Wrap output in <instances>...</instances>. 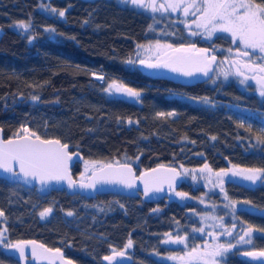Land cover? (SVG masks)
Listing matches in <instances>:
<instances>
[{
    "label": "trees",
    "instance_id": "16d2710c",
    "mask_svg": "<svg viewBox=\"0 0 264 264\" xmlns=\"http://www.w3.org/2000/svg\"><path fill=\"white\" fill-rule=\"evenodd\" d=\"M45 1L65 10V16L42 11L39 6ZM19 21H31V29H20ZM47 27L56 32H46ZM150 40L172 46H215L219 60L232 48L222 35L209 41L189 39L179 24L120 0H0L4 136L18 135L27 127L36 135L69 143L84 161L102 164L134 158L137 171L159 163L185 168L207 164L214 172L233 165L264 168V146H251L264 127V97L252 83L241 87L235 78L209 77L182 84L152 77L134 63L138 45ZM96 73L103 79L96 78ZM112 80L142 90L140 101L107 94L106 85ZM184 95L207 97L211 103H193ZM242 122L245 127L240 126ZM79 166L72 167L75 176ZM222 188L207 192L202 184L185 178L177 190L205 198L214 206L215 241L232 245L220 259L222 264H264L238 255L249 248L264 250V217L248 212L249 207H264V185L227 179ZM170 195L153 202L142 195L113 192L90 198L64 189L40 194L0 177V210L4 212L0 225L6 228L0 264H20L5 247L28 238L62 250L75 264H104L103 256L115 250L131 254L129 264H172L155 255L174 249L164 243L165 234L186 237L189 250L212 239L207 232L193 231L203 226L202 208ZM45 208L52 212L41 219L39 213ZM69 211L72 216L67 215ZM249 226L253 231L245 235ZM129 241L131 246L126 247Z\"/></svg>",
    "mask_w": 264,
    "mask_h": 264
},
{
    "label": "snow or ice",
    "instance_id": "6c2138e0",
    "mask_svg": "<svg viewBox=\"0 0 264 264\" xmlns=\"http://www.w3.org/2000/svg\"><path fill=\"white\" fill-rule=\"evenodd\" d=\"M132 5L139 7H151L153 11H158L155 0H151L150 4H146L145 0H128ZM183 5V13L185 16L189 14V9L196 8L197 11L201 13L199 17L192 21V24L195 25L197 29L203 30L208 37H211L216 32L230 33L232 42L236 43L237 41L245 49H250L253 52L258 50L260 53H264V3H256L255 0H202L201 4H197V0H190V2H185V0H169L167 4H161L160 8L165 10L177 11ZM41 9H46L53 14L58 12L60 17L65 16V10H57L56 8H51L48 5L41 4ZM195 15V13H192ZM17 26L27 32L31 29V21L27 23L24 21L17 22ZM188 27H191L188 25ZM46 32L55 33L56 29L53 27L45 28ZM198 32H191V35H198ZM31 42V40H30ZM140 47H143L142 45ZM156 48L170 49L172 53L176 55H168L167 60H162L161 57H157L155 63H148L144 60H141V64H145L148 68H160V67H169L173 71H182L184 75L191 76L192 71H186L182 66L188 65L191 63H200L202 66L197 67L196 71H201L204 75H208V72L211 70L212 63L216 60L215 56H207V49H196L194 45H190L188 48H185L183 45L180 47H173L171 44L160 45L157 43ZM190 51H195L199 54V60L193 61V58L186 53ZM231 51V50H230ZM239 52V49H238ZM244 56H250L251 53L245 51L242 53ZM132 63V61H128ZM245 67H248L251 71L258 70L259 72L264 73V65H248L245 64ZM225 78H227L228 73H223ZM103 79V77H98ZM257 81L260 85V96L264 97V76H261L257 79L256 76L251 77ZM243 82V81H242ZM105 91H115L117 93H124L129 97L139 98L141 96L142 90H137L131 87L126 86L123 83H117L113 81L109 84L108 88ZM33 99H38V97H33ZM204 103H211L207 98H200ZM158 116H163L164 113H157ZM168 115H173V113H168ZM131 123V121H129ZM241 127H245L244 123L240 124ZM247 130L252 131L251 125L247 126ZM23 135L19 136L17 139L9 140H0V170H3L5 173H10L14 177H18L21 174L25 179L31 177L34 180H38L41 184H46L49 181H61L67 180L68 187L73 188L75 186V181L70 178L68 170V162L72 159L71 155L68 153V145L61 144L60 140H50V139H41L34 132H29L26 127L22 128ZM215 139V137H213ZM255 144L251 146L253 148L257 146H264V127L259 129V134L255 136ZM118 169H114L112 164H101L97 166V162H91L92 175L89 178L88 183H81L79 187L81 188H95L97 183H112L118 182L124 184L126 187H134L133 180L135 177L132 173V168L129 164H119ZM14 165L19 166V172L16 171ZM163 167V166H161ZM89 168L86 166L85 172ZM207 170L211 172L207 164L204 165V168L201 171ZM157 169H153L152 172H156ZM172 176L167 180L169 189H173V185L181 174L176 172L175 169L170 170ZM83 175V174H82ZM148 174H142V177H147ZM116 177L117 179H113ZM216 183L221 186L225 182V178L235 179L239 178L243 181H248L251 184H256L257 181L264 183V168H240L239 166L233 165L231 169H220L215 173ZM155 184L154 190L159 192L162 191L160 183H156V178L144 179V191L145 195H148L153 188L149 187V182ZM211 182V181H210ZM177 196L181 198H186L187 193L177 192ZM227 198V197H226ZM203 203V201H201ZM247 203V202H246ZM231 205L233 209L236 208V202L232 201ZM229 205H225L228 207ZM123 207V205H121ZM153 211H156L155 209ZM52 212V208H45L39 213L41 219H44L49 216ZM68 216H72L73 213L69 211ZM4 216V212L0 210V217ZM235 227V225H233ZM193 231L203 232V229H194ZM253 231L252 227L249 226L245 235H249ZM169 235V234H165ZM228 235H231L229 232ZM2 237V233H0ZM241 240H244V236L240 237ZM186 240V237L177 236L175 239L169 238V240L164 241V243H175L183 244ZM131 241L128 242L126 247L131 246ZM31 244L32 255L33 257L38 256L37 246L35 241H22L19 242L15 247L19 251L20 257H25V246ZM39 248H44V245H39ZM232 245L220 244L210 251H206L203 256L199 257L203 260V264H219L216 257H223L224 253L231 248ZM48 252L60 253V249H46ZM196 249L193 248L192 252L188 253L190 258H195L194 254ZM124 252H113V255L105 256L104 259L111 262L115 260L117 256H123ZM247 255L254 256L260 255L264 256V252L253 253L249 252ZM71 264V262H69Z\"/></svg>",
    "mask_w": 264,
    "mask_h": 264
},
{
    "label": "water",
    "instance_id": "95a60500",
    "mask_svg": "<svg viewBox=\"0 0 264 264\" xmlns=\"http://www.w3.org/2000/svg\"><path fill=\"white\" fill-rule=\"evenodd\" d=\"M181 45H183L185 48H188L190 45H194L196 49H207L208 50L206 53L207 56H209V57L215 56L216 57V55L211 53V49L208 46H199L196 43H182V44H178V45H173V47L174 48L180 47ZM166 53L169 55H176L175 53H172L170 49H166L163 52H161L160 54H158L156 57H154L153 59H144V61H146L148 63H155L157 61L158 56L161 57L162 60H167L168 55H166ZM186 55L191 56L193 58V61L199 60V54L196 53L195 51H190V52L186 53ZM140 61L137 63L138 67L144 73H146L152 77L166 78V79H170L172 81L179 82L182 84H192V83H195L197 81H203V80H206L209 77H211L212 72L214 70V67L216 65V62H217V57H216V60L212 63L211 70L208 72L207 76L204 75V73L201 71H196L197 67L202 66L200 63H196V62L182 66L184 68V70L192 71V73H193L191 76H186L183 74L182 71H173L169 67L148 68V67H146L145 64H141ZM22 135H23V133H20L18 135H14V136L5 137L4 133H3V128L0 126V140H9V139L15 140L19 136H22ZM39 137L41 139H50V140L58 139V140H60L59 138H55V137H48V138H45L42 136H39ZM60 142H61V144H67L68 145L67 151L72 157V159L68 162V170H69L70 178L73 181H75V186L73 188L68 187V181L67 180H61V181L53 180V181H49L46 184H41L38 180H34L31 177H28L27 179H25L22 174L18 177H14V176H12V174L5 173L3 170H0V177L4 178L10 182L20 183L21 185L26 186V187H33L40 194H47L50 190H53V189H64L67 193H70V194L78 193V194H81V195H84V196L90 198V197H95L99 193L113 192V193L124 194L127 196L142 195L145 199H147L149 201H153V202H157L161 198H164L165 196H168L169 194H171L173 191L177 190V188L185 180V174L182 172L181 168L177 165H174V164L159 163V164L153 165L149 168H145V169H142L140 171H137L133 163L128 162V161H120L119 164H125L126 163V164H129L131 166L133 176L135 177V179L133 180L134 187L129 188V187H126L124 184H121L118 182H112V183L101 182V183H97L96 187L94 189L93 188H81V187H79V185L82 182L83 183L89 182V178L92 175V170H90L84 178H79V177L75 176L73 174L72 167L75 165V163L82 162L84 159V156L78 149H72V146L69 143L63 142L61 140H60ZM109 163L113 165L114 169L119 168V165L117 164L116 161L105 162L102 164H109ZM161 166H163V167H161ZM14 167H15L16 171L19 172V166L14 165ZM153 169H157V171L152 172ZM171 169H175V171L180 173L181 175L179 177H177V180L175 181V183L173 185V189L170 190L169 185L167 183V180L172 176V172L170 171ZM144 173H147L148 176L142 177V174H144ZM152 177L156 178V183H160L161 181H163V183H160V187L162 188V191H159V192L155 191L154 190L155 184H153V182L150 179L149 187L153 188V190L150 191L148 193V195H145L144 179H148V178H152ZM113 179L115 180L117 178L114 177ZM261 184L264 185V183H261ZM248 212L264 217V207H249ZM22 241H35L36 246H37L38 256L33 257V255H32L33 245L28 244L25 246V257L21 258L19 251L17 250L15 245H17L19 242H22ZM41 244L44 245V248L38 247ZM46 249L55 250L58 248L50 247V246L46 245L45 243H43L40 240H37L35 238L18 240V241H15V242H13V243H11L5 247V250L7 252L11 253L12 255H14L20 261V264H69V262H71V264H75V262L72 259L65 256V254L62 250H60V253H55L54 251L48 252V251H46ZM113 252L114 251H111L110 253L106 254L105 256L113 255ZM115 252H120V251L115 250ZM249 252L260 253V252H264V250L259 249V248H249V249L241 250L238 255L241 258H244V259H247L250 261H259V262L264 263V256H260V255L250 256V255H247V253H249ZM105 256H103V258H102L104 264H129L133 261V256L127 252H124L123 256H117L115 258V260H113L111 262L105 260L104 259Z\"/></svg>",
    "mask_w": 264,
    "mask_h": 264
},
{
    "label": "rangeland",
    "instance_id": "374dc122",
    "mask_svg": "<svg viewBox=\"0 0 264 264\" xmlns=\"http://www.w3.org/2000/svg\"><path fill=\"white\" fill-rule=\"evenodd\" d=\"M120 1L132 5L130 2H128V0H120ZM168 2H169V0H155V5H156L157 9H159L158 11H153L151 7H139V6H135V5H133V6L140 8V9H143V10H145L151 14L160 16V17L164 18L167 22L179 24L182 27L186 37L189 39L199 38L201 40L209 41L217 35H222V36L229 38L230 43L232 45V48L226 49L225 50V56L222 57L220 60L218 59V56L216 54V51L219 48H217L215 46L209 47L211 49V53L216 55V57H217V62H216V65H215L214 70H213L212 75H211L212 80L235 78L241 87L248 85V83H252L253 88L260 93V85L257 83L256 80L251 79V77L256 76L258 79L259 77L264 76V73L259 72L258 70L251 71L248 67H245L244 65L245 64L252 65V66L264 65V53H260L258 50L253 52L250 49H245L241 44H239L238 41L236 43H233L230 33L216 32L211 37H208L205 33H203V30L197 29L195 27V25L192 24V21L201 15V13L196 10V8L189 9V14L187 16H185V14L183 13V5L177 11H171L170 9L165 10L163 8H160L161 4H167ZM185 2L186 3L190 2V0H185ZM41 3L44 5H47L46 1L41 2ZM145 3L150 4L151 0H145ZM201 3H202V0H197V4H201ZM51 8H53V7H51ZM41 10L45 11L49 14H53L46 9H41ZM192 13H195V15H193ZM53 15H55V14H53ZM56 15H58V12L56 13ZM188 25H190L191 27H188ZM193 31L198 32L199 34L193 36V35H191V32H193ZM157 43H159L160 45H168L169 44L168 42L159 41V40H150V41L145 42L143 44H139L138 45V52H137L136 58L134 59V63L137 64L140 60H144V59H153L158 54H160L161 52H163L164 50L167 49V48H160L158 50L156 48ZM141 45L143 47H140ZM238 49H239V52H238ZM245 51L250 52L254 56L242 55V53ZM225 72L228 73L227 78H225V76L223 75V73H225ZM113 81H115L117 83H121L117 80H112L106 85V89L108 88L109 84H111ZM106 92H107V94H109L111 96H123L124 98L131 100V101H134V102L140 101L139 98L137 99V98L129 97L124 93H117L115 91H110V92L106 91ZM184 97L189 99L193 103L203 102V100L200 99V97H193V96H189V95H184ZM22 128L19 130L18 133H23ZM28 130H29V132H34L30 129H28ZM127 161L134 163V164H137V162H136L137 160L134 158H132V159L128 158ZM91 162H95V161H84L83 160L82 162H80L79 173H78L77 177L84 178L86 176V174L91 170ZM100 164L101 163L97 162V166H99ZM86 166L89 168V170L87 172H85ZM180 168H181L182 172L185 174V176H186L185 178L187 181L195 183V184H199V183L202 184L205 187L207 192H219L220 191L221 186L216 183V177H215V173L218 171H216V172H214V171L209 172L207 170L201 171V169L204 168V165L201 167H197V168H185L182 166H180ZM231 168L232 167H229L227 169H231ZM227 179H229V178H225V180H227ZM235 179H237L241 182H244V183L251 184L250 182L240 180L239 178H235ZM258 183H261V182L257 181L256 184H258ZM252 185H254V184H252ZM177 192H182V191L175 190L171 193L170 197L178 199V200H182V201L191 200V201L197 203L202 208V211L200 212V215H201L200 219H201V222L203 225L202 226L203 232H200V233L207 232L208 235L211 236L212 240H208L204 243H201L200 245H198L195 248L196 249V253L194 254L195 258H190L188 256V253L192 252V249L189 250L187 245H185L183 243V247L179 248L178 246L181 244H175V243H171V242L166 243V244L174 248L172 251H170L164 255H161L158 253H155V255L158 258L166 259V260L170 261V263H172V264H203V260H201L199 257L203 256V254L206 251H210V250L214 249L215 247H217L218 245H220L219 243L218 244L216 243L215 237H214L216 235L215 228H217L216 226L218 225L217 221L216 220L214 221V216H212V212H211V210L214 211V206L211 205L210 202H206L205 198L196 199V198H192L188 195L186 198H181V197L176 195ZM201 201H203V203ZM240 205H242V204H240ZM218 220L220 221V218ZM0 233H2V237H0V247H3L5 245L4 240L6 238V228L4 227L3 224L0 225ZM170 237H171V239L176 238L174 236V234H169V235H167L165 241L169 240ZM223 245H225V244H223ZM225 247H227V246L225 245ZM229 249L230 248H228V250ZM225 253H224L223 257L225 256ZM216 259L219 262V264H222L221 260H220L221 257H216Z\"/></svg>",
    "mask_w": 264,
    "mask_h": 264
},
{
    "label": "built area",
    "instance_id": "2783aa9c",
    "mask_svg": "<svg viewBox=\"0 0 264 264\" xmlns=\"http://www.w3.org/2000/svg\"><path fill=\"white\" fill-rule=\"evenodd\" d=\"M95 77H96V78H98V77H103V75L100 74V73H96V74H95ZM98 79H99V78H98ZM99 80H101V79H99Z\"/></svg>",
    "mask_w": 264,
    "mask_h": 264
}]
</instances>
